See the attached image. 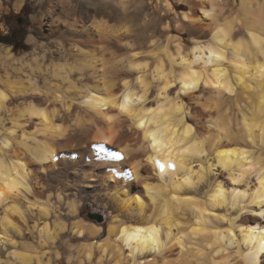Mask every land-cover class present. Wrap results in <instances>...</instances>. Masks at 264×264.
Here are the masks:
<instances>
[{"label": "clouds", "instance_id": "clouds-1", "mask_svg": "<svg viewBox=\"0 0 264 264\" xmlns=\"http://www.w3.org/2000/svg\"><path fill=\"white\" fill-rule=\"evenodd\" d=\"M206 2L210 8H200V15L215 26L208 43L189 36L185 44L181 35L171 34L173 25L179 33H186L184 25L200 19L187 0H120V15L126 18L120 24L110 23L106 16L91 17V28L130 50L128 55L117 56L101 47L102 75L93 84L82 83L83 75L72 78L89 66L87 60L46 64L45 56L33 55L26 62L17 59L11 48L3 50L0 68L5 76L11 69L26 79L9 82L0 78V264H60L62 260L64 264H260L264 244L254 247L238 236V232L255 233L257 227L237 225L247 216L264 222V0ZM24 4L25 0H16L13 10L17 15ZM180 6L188 10L177 11ZM9 11L0 0V12ZM66 11L75 18V6ZM248 18L259 31L250 30ZM148 27L151 31L144 50L131 39L137 29ZM241 30L244 34L236 36ZM73 51L89 55L78 47ZM122 63L135 76L117 83L107 69ZM36 73L49 74L55 82L45 81L48 88L41 90ZM201 88L215 90V98L205 100ZM238 89L259 96L251 119L243 120L251 147L219 148L221 137L227 138L235 120L227 98L237 97ZM18 96L42 99L12 104ZM244 99L252 104L247 95ZM232 103L241 108L235 100ZM194 107L208 113L210 127L218 134L214 142L211 136L201 137L190 122L195 120ZM100 122L114 142L123 141L128 165L144 193L136 201L146 210L157 199L167 205L156 217L158 223L150 226V247L136 246L123 230L99 244L84 241L86 233L96 236L103 228L80 215L82 200L56 193L53 202L51 192L44 200L33 196L29 163L39 161L30 144L38 138L62 141ZM254 132L260 134L259 144L253 139ZM154 156L173 162L167 177L158 172L142 174V167L150 166ZM184 190L200 194L182 195ZM62 204L67 212L61 210ZM182 207L194 209L201 218L187 222ZM92 211H100L115 223L110 205ZM214 222L226 227L210 226ZM164 227L168 233L161 239ZM173 229L179 231L174 239ZM259 231L264 234V227ZM25 233L34 234L35 243L25 242ZM72 237L79 242L70 243ZM64 246L76 254H65ZM109 248L114 249L112 254ZM174 248L178 253L168 258L166 253ZM146 253L152 254L150 259H139Z\"/></svg>", "mask_w": 264, "mask_h": 264}, {"label": "bare ground", "instance_id": "bare-ground-1", "mask_svg": "<svg viewBox=\"0 0 264 264\" xmlns=\"http://www.w3.org/2000/svg\"><path fill=\"white\" fill-rule=\"evenodd\" d=\"M81 2L82 0H67V2L66 0H45V7L43 8L40 18L39 30L44 37H51L52 42L39 44L35 39H31L30 47L32 46V48L29 50L22 49L14 52L12 50L13 48H11L15 57L17 59L24 58L26 62H30L33 55L45 56L46 64H64L77 61L84 62L87 60L89 66L84 68L83 73H76L72 78L76 79L77 76L83 75L84 80L82 83H96L102 75L99 71L101 67L99 59L104 55L101 51V47L111 49L117 56L128 55L130 50L122 47L116 39L102 37L89 26L91 17L95 16L96 19L99 20L102 16H105L104 12L106 10H111V5L117 3L115 0H87L92 8L85 12L82 11L80 7ZM188 3L191 6L193 15L200 17V19L194 25L186 24V28H193L195 36L204 39L201 43L211 42L213 33L215 32V26L212 25L210 21L205 20L199 12L200 8L209 10L210 6L207 4L206 0H188ZM92 5H96V7ZM73 6H75L76 9L75 18L66 11V9H71ZM111 13L112 12H110V14ZM108 18L109 22L113 23L111 22V19H113L112 16ZM120 23H122V20ZM246 25H248L252 31H259L258 26L255 25V22L251 18L246 20ZM242 32L243 30L236 33V36H239ZM142 38L143 32L134 34L131 42L137 44V39ZM219 38L221 37H217V39ZM41 45H43V47H41ZM61 45L63 48L60 47ZM74 47L84 49L89 55L87 57L77 55L73 51ZM7 48L10 47L0 45V55H2L3 50ZM27 71L28 70L25 69V72ZM107 73L109 78L117 83L122 79L134 78L135 76V73L129 70L126 63L113 65L111 68L107 69ZM33 75L37 81V87L41 90L48 88V84H46L45 81L55 82L49 74L36 73ZM0 78H6L9 82L16 80L23 81L26 79L23 74L13 73L11 69H9L8 76L6 77L2 68H0ZM26 86L27 85H25V87ZM200 91L203 93L205 100L215 98V90L213 89L201 88ZM245 95L251 99L252 104H249L248 101L244 99ZM29 99L39 103L42 98L35 96H18L12 101V104H18L21 101L26 102ZM227 99L231 104V114L234 115L235 120L232 128L227 134V138L224 139L221 137V143L218 147L250 148L249 133L243 126V120L245 118L251 119L253 114L251 109L253 105L259 103V96L255 92H246L243 89H238L237 97H228ZM233 100L240 103L241 108L237 109L235 104L232 103ZM194 115L195 120L190 122H193L195 126H197L201 137L211 136L214 142L218 134L215 129L210 127L212 122L208 119V113L200 108L194 107ZM6 127L10 128L11 125H6ZM252 135L256 143L259 144L261 139L259 132H254ZM30 147L34 149V154L39 161V163H29V170L31 173L30 183L32 184L33 196L35 198L40 200L47 199L48 194L51 192L53 193V202H55L56 193L66 195V198L75 197L77 199H80L82 195L89 194L97 199L102 206L104 204L111 206L115 214V223L109 221L106 228H103L100 234L90 236L86 233L83 238L95 240L104 232H106V237H109L111 233L119 234V232L123 230L125 235L135 241L136 246H152L150 226L154 223H158L156 217L164 212L167 205L163 200L157 199L156 203L154 205H149L146 210L136 201L135 197L137 195L144 196V193L139 189V181L133 175L128 165V158L122 150L123 141L119 143L114 142L107 134L103 122L98 123L96 127L85 128L77 135L62 141L38 138L34 143L30 144ZM173 167L174 164L171 160L163 156H154L150 166L142 167V174L151 175L153 172H158L159 175L167 177ZM241 190H243L242 187ZM181 194L195 196L199 195L200 192L198 190H184ZM145 199L147 198L145 197ZM61 210L64 212L68 211L63 204L61 205ZM181 210L189 223L201 218L200 215L190 207H182ZM32 222V219H29V227H31ZM237 226H244L245 228L249 226L257 227L255 233L238 232L241 242L249 240L254 247L264 244V234H261L259 231L260 227H264V222L259 221L257 218L247 216L238 222ZM143 229H149V231H140ZM167 233L168 228L164 227L161 239H164ZM65 234L70 235V232ZM171 235L174 239L179 235V231L173 229ZM72 239L77 238L72 237ZM25 242L35 243L34 234H28ZM95 242L97 244L100 243L97 241ZM176 251L177 249L174 248L166 253V256L168 258H175L178 253ZM113 252L114 249L109 248V254ZM67 253L71 255L76 254L74 251L69 253L68 247ZM96 255L98 257L99 253L97 252ZM151 255V253H146L143 257H139V259H150ZM60 264H64V261L62 260ZM260 264H264V255L260 257Z\"/></svg>", "mask_w": 264, "mask_h": 264}, {"label": "rangeland", "instance_id": "rangeland-1", "mask_svg": "<svg viewBox=\"0 0 264 264\" xmlns=\"http://www.w3.org/2000/svg\"><path fill=\"white\" fill-rule=\"evenodd\" d=\"M4 2H5V7H7L10 11L7 14L0 12V25H2V27H0V37L7 36L8 40H13V38L14 39L16 38L18 40L19 36L20 37L24 36V42L23 44H20L18 46L7 45L4 43H0V45L13 48L12 50L14 52H17L18 50H22V49L23 50L31 49L32 48V46L30 47L31 39H35L39 44L52 42L51 37H44L41 31L39 30V23H40V18L42 16L43 8L45 7V0H39V2H37V0H25V4L21 8V12L19 15H17L13 10V6L15 5L16 0H4ZM115 2L117 3H114L113 5H111V10L113 11L106 10L104 12V15L106 17L112 16L113 19H111V22L119 24L121 20L123 22L126 18L120 15V10H119L120 0H115ZM87 5L90 6L87 0L85 1L82 0L81 5H80L82 11L85 12V11L90 10V8H92L91 6L88 7ZM187 5L188 7L191 8L190 4L188 3V0H187ZM188 7H184V6L177 7V11H187ZM110 12L112 13L110 14ZM30 17H34V18H30ZM184 27L186 28V25H184ZM186 29H187L186 33H179L173 25L171 34L181 35L182 39H184L185 44L189 43V40H188L189 36L195 38L197 41L203 42L202 41L204 40L203 38H198L197 36H195L193 28L188 27ZM149 30L151 31V27L140 28V29H137L134 33V34H139L143 32V38L137 39L138 42L136 41V43L140 45L141 47H143L144 50H147L146 42L149 39V36H148V33L150 32ZM243 34L244 33L242 32L239 36ZM216 171L217 173H219L220 170L217 169ZM221 178H222V175H221ZM79 200H82L84 202V207L81 209L80 215L83 216L89 223L105 229L107 226V223L110 221V218L105 219V216H102L100 214V211H96V212L92 211L93 208H97L98 206L101 208V210H103L102 204L99 201H97V199H95L89 194L82 195ZM91 215H98L102 217V221L99 222L96 219H91L90 218ZM213 224L214 226L226 227V225L216 224L215 222ZM213 224L210 226H213ZM27 235L28 234L25 233L26 237L25 236L22 237L24 241L26 240ZM68 235L69 234H64L63 237L68 236ZM104 238H106V232H104L97 239H95V241L101 242V240H103ZM82 239H84V241H87V242L88 241L92 242L94 240V239H86V238H82ZM70 242L78 243L79 241L77 239H71ZM58 245H59V242H58ZM61 251L64 252L65 254H68L67 246L62 247ZM178 251L179 249H177L176 252Z\"/></svg>", "mask_w": 264, "mask_h": 264}, {"label": "trees", "instance_id": "trees-1", "mask_svg": "<svg viewBox=\"0 0 264 264\" xmlns=\"http://www.w3.org/2000/svg\"><path fill=\"white\" fill-rule=\"evenodd\" d=\"M15 39L13 38V40H8V37L7 36H3V37H0V43H4V44H7V45L18 46L20 44H23V42H24V36L23 37L22 36L21 37L19 36V39L18 40L17 39L15 40Z\"/></svg>", "mask_w": 264, "mask_h": 264}, {"label": "water", "instance_id": "water-1", "mask_svg": "<svg viewBox=\"0 0 264 264\" xmlns=\"http://www.w3.org/2000/svg\"><path fill=\"white\" fill-rule=\"evenodd\" d=\"M91 219H96L97 221L101 222L102 221V217L98 216V215H91L90 216Z\"/></svg>", "mask_w": 264, "mask_h": 264}]
</instances>
